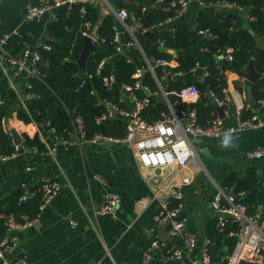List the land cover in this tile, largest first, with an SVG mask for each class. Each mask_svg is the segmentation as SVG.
Wrapping results in <instances>:
<instances>
[{
  "label": "trees",
  "instance_id": "trees-1",
  "mask_svg": "<svg viewBox=\"0 0 264 264\" xmlns=\"http://www.w3.org/2000/svg\"><path fill=\"white\" fill-rule=\"evenodd\" d=\"M106 1L112 9L105 13L102 12L101 0L84 3V13L80 10V3L74 6L64 3L53 9L55 18H51L47 24L50 37L44 39L48 47L39 45L34 48L40 59L35 65L36 73L26 78L24 106L16 104L17 94L0 72L1 153L10 154L15 151L11 135L3 128L2 117L9 115L3 107L14 110L17 118L24 123H36L44 134L47 135L52 129L53 134L62 139L73 138L71 116L74 113L81 116L87 138L95 134L124 137V118L115 116L100 121H97V118L105 113V100L114 102L124 110H133L131 92L125 90L124 86H133L137 80L150 91L148 103L139 109L140 117L147 123L158 119L161 112H169L161 87L167 92L168 102L176 109L195 108L198 124L208 126L219 114L217 108L221 109L226 105L227 72L232 71L244 77L250 61L260 73V77L250 83L249 96L254 101H264V41L261 46L257 42L260 36H264V0H203L207 6L217 2L232 3L236 6L225 9L203 8L196 15L197 30L206 34L201 43L203 55L207 58H218V61L207 63L204 69L207 73L202 76V72L200 79H185L179 75L187 74L196 68L198 58L195 54L187 52L191 44V28L187 23L178 22L177 16L182 12L178 0ZM238 7L245 11V17ZM121 9L126 10L128 14L126 24H132L131 16L140 24L133 34L123 27L115 14ZM167 20H175L172 29L163 25ZM115 26L122 30L118 48V43L113 40ZM35 29V20L26 23L19 37L12 42V56L17 57L26 47L34 46ZM84 32H94L97 45L88 55L84 71L81 73L77 60L84 45ZM132 40L139 44L147 60L152 63V71L149 70L138 46L127 44ZM160 46H164L166 51H161ZM228 48L231 50L230 59L224 56ZM172 50L176 55L171 53ZM158 57L175 59L177 65L154 64V59ZM101 60L103 63L97 72ZM137 67L143 68V71L135 78L133 73ZM111 74L114 76V82L108 87L104 84L103 77ZM168 74L170 78H167ZM238 84L236 83V86L240 88L241 84ZM187 85H194L198 89L199 96L195 102L180 101L174 93ZM133 93L138 99L146 96L141 87L133 88ZM214 97L223 100L222 104L217 105ZM250 115L251 111L247 108L240 112L242 119ZM23 144L28 148L36 147L39 151L46 150L45 144L37 134L32 137L23 135ZM55 146L57 156H66L73 152L69 146L60 143ZM219 184L232 188L230 191L236 200L245 205L247 214L255 213L264 207V166L260 167L252 162L241 170L232 169ZM20 194L21 191H15L7 199L5 206V202L0 201V212H12L18 219L23 213L34 217L38 212L40 192L36 191L26 200L18 202ZM231 229H237V225L226 222L223 227H219L215 216L206 222L204 232L208 240L206 247L210 264H224L231 254L236 243L235 236H228ZM3 232L4 225L0 219V233Z\"/></svg>",
  "mask_w": 264,
  "mask_h": 264
},
{
  "label": "crops",
  "instance_id": "crops-1",
  "mask_svg": "<svg viewBox=\"0 0 264 264\" xmlns=\"http://www.w3.org/2000/svg\"><path fill=\"white\" fill-rule=\"evenodd\" d=\"M38 1L0 0V72L17 94L16 104L22 106L26 97V70L10 64L5 57L11 55L12 42L26 25V4ZM184 1L185 7L177 18L178 22L187 23L191 28V44L187 52L197 56L198 64L189 73L179 75L185 79H200L207 63L218 61V58L203 55L201 43L206 34L197 30L196 15L203 8H225L217 5L202 7L195 0ZM101 3L103 13L112 9L108 1L102 0ZM238 10L245 17V11ZM50 19L49 13L35 19L34 46L29 47L35 48L50 37L47 32ZM173 23L175 20H169L163 25L172 29ZM263 41L264 36H260L258 45L261 46ZM175 65L177 62L172 59L171 66ZM226 79L227 102L221 108L223 124H235L238 119L236 105L241 100L264 117V101H254L249 96L251 81L232 71L227 72ZM236 83L241 84L240 88ZM3 109L9 113L2 117L3 128L9 134L10 129L20 136L37 134L46 146L45 151L20 149L13 156L0 160V201L5 202L3 206L17 190L21 194L25 190L32 194L38 191L44 178L57 179L61 184L53 199L38 209L34 221L18 231V250H11L10 253L20 251L27 264H190L193 258H200V249L207 240L204 231L206 222L213 216L210 207L213 183H219L230 170H241L248 163L264 166V157L249 159L244 156L247 150L264 146V126L196 138L193 147L211 177L204 170L198 172L192 183L184 188L182 212L186 217V228L184 232L168 237L167 227H155V215L166 196L165 192H159L154 186L150 180L151 171L141 164L133 149L124 144L105 146L74 141L69 145L72 154L57 156L48 147L52 140V144L55 142V135L50 130L46 135L36 123H24L17 118L14 110ZM226 135L231 137L229 147L222 145ZM156 172L159 170L156 169ZM108 191L119 194L118 205L112 214L99 215L95 211ZM187 231L196 232L198 236L196 248L191 254L180 260L169 261L155 256L143 262V252L154 237L181 247Z\"/></svg>",
  "mask_w": 264,
  "mask_h": 264
},
{
  "label": "built area",
  "instance_id": "built-area-1",
  "mask_svg": "<svg viewBox=\"0 0 264 264\" xmlns=\"http://www.w3.org/2000/svg\"><path fill=\"white\" fill-rule=\"evenodd\" d=\"M94 0H40L36 3H28L25 8V23L35 20L45 13H49L51 18H55L53 9L61 4L67 3L77 5L80 3V10L84 13V3L93 2ZM106 2V0H103ZM162 1V0H158ZM200 6L207 4L203 0H195ZM102 2V0H101ZM183 10L186 2L178 0ZM224 8L235 7V4L227 2H217L215 4ZM239 8V7H238ZM118 20L131 34L140 26L134 16H131L132 24L125 23L128 17L126 10L121 9L115 12ZM169 21V20H167ZM115 33L113 40L121 43L120 35L122 30L114 27ZM201 33H205L199 30ZM84 36H90L97 42L94 32L83 33ZM135 40L127 42V44H136ZM1 45V42H0ZM47 48L46 43L40 44ZM227 59L231 58V50L228 48L224 52ZM6 61L10 64L18 66L26 70V75H34L36 73V62L39 61V53L31 47H26L19 56L14 57L7 55ZM103 63L101 60L97 67V72ZM149 70H153V65L146 60ZM154 64L162 66H170L171 60L158 57L154 59ZM143 68L137 67L133 73V77L138 78ZM207 72L204 70V76ZM89 76H91L89 74ZM103 82L110 87L114 82V76L103 77ZM141 87L145 92L144 98L138 99L133 93V88ZM125 90L131 92V100L133 102V110L127 111L119 108L114 102L105 100V113L97 118V121L104 120L115 116H121L126 120V135L122 138L109 137L102 134H95L87 138L84 130L83 120L80 115L74 113L71 116L73 125V141L71 139H62L55 135V142L48 146L50 152L55 153V144L69 146L72 142H89L94 145H104L105 142L110 144H124L134 150L136 156L140 159L141 164L151 171L150 180L159 192H165V198L161 202L159 211L155 215V227L167 224V234L169 237L176 236L184 232L186 228V217L182 212L184 188L189 186L194 175L203 171V165L198 158L197 152L193 148V141L202 136H220L226 133H232L244 128H256L264 126V117L259 116L256 111L243 100L236 105L238 119L234 125L225 126L222 117L217 114L208 126H201L197 122V114L195 108L186 107L176 109L174 105L168 102L167 92L160 90L163 97L168 103L169 112H161L160 117L151 123L145 122L139 115V109L148 103V95L150 91L146 86H142L137 80L133 86H124ZM180 101L195 102L199 96L198 89L194 85H187L178 92H174ZM217 105H221L223 100L215 98ZM24 106V105H23ZM244 108L251 111V115L244 119L240 118V112ZM48 124L46 123L45 126ZM53 133V130L51 129ZM21 143L15 145V151L10 154L0 152V160L13 156L20 149H29L23 144V136H20ZM44 143V142H43ZM30 149H36L32 147ZM246 158H262L264 157V146L247 150L244 153ZM156 169L159 172H156ZM213 193L210 200V207L213 216L216 217L217 226L223 227L226 222L237 225V229L228 231V236H235L236 243L224 264H264V207L252 214H247L245 205L236 200L235 195L230 191L232 188L222 187L219 183H213ZM60 181L57 179L44 178L40 181L38 191L40 192V200L38 209L46 206L57 194L60 188ZM32 192L26 190L18 197V202L26 200L31 196ZM34 194V193H33ZM32 194V195H33ZM120 196L117 192L108 191L104 197L102 204L96 209L99 215L112 214L118 205ZM5 231L0 233V264H27L25 256L16 251L11 254V250H18L19 233L18 231L29 226L34 217L23 213L21 221L16 220L12 213H1ZM155 228H153L154 230ZM197 233L187 231L184 233L183 246H174L166 240L154 237L143 252V262H148L155 256L166 260H180L186 254H191L197 245ZM208 240H206L200 249V258H193L190 264H210V256L207 251Z\"/></svg>",
  "mask_w": 264,
  "mask_h": 264
},
{
  "label": "water",
  "instance_id": "water-1",
  "mask_svg": "<svg viewBox=\"0 0 264 264\" xmlns=\"http://www.w3.org/2000/svg\"><path fill=\"white\" fill-rule=\"evenodd\" d=\"M167 1H172V0H167ZM74 6V5H72ZM252 32V31H251ZM83 40H84V45H83V48L81 50V53L78 57V60H77V63H78V66H79V70L80 72L82 73L84 71V68H85V61L88 57V55L90 54L91 50L97 45V42L95 39H93L92 37L90 36H84L83 37ZM139 46V45H138ZM140 48V46H139ZM141 50V48H140ZM160 50L161 51H166V48L164 46H160ZM142 52V50H141ZM172 54H176L175 51H171ZM143 54V57L145 58V60H147L146 56L144 55V53L142 52ZM245 77L251 81V82H255L259 77H260V73L258 71H256L253 67V64H252V61H250L248 63V65L246 66V73H245ZM167 78H170V75L168 74L167 75ZM229 101H230V105L232 107V109L234 110L233 108V105H232V101L230 100V98H228ZM217 111L219 113V115L222 117L223 116V112L222 110L218 107L217 108ZM10 134H11V137H12V142L14 145H19L21 143V138H20V135L14 130V129H10ZM105 146H109L110 143L109 142H105L104 144ZM194 148V147H193ZM195 149V148H194ZM196 151V150H195ZM203 169L204 171L206 172V174L211 177L208 172L206 171L205 167L203 166ZM261 172H259V175H260ZM262 182V180H260ZM162 227H167V224H163V225H160ZM168 236V234H167ZM169 237V236H168Z\"/></svg>",
  "mask_w": 264,
  "mask_h": 264
},
{
  "label": "clouds",
  "instance_id": "clouds-1",
  "mask_svg": "<svg viewBox=\"0 0 264 264\" xmlns=\"http://www.w3.org/2000/svg\"><path fill=\"white\" fill-rule=\"evenodd\" d=\"M222 145H223L224 147H229V146H231V137L228 136V135H226V136L224 137V139L222 140Z\"/></svg>",
  "mask_w": 264,
  "mask_h": 264
},
{
  "label": "rangeland",
  "instance_id": "rangeland-1",
  "mask_svg": "<svg viewBox=\"0 0 264 264\" xmlns=\"http://www.w3.org/2000/svg\"><path fill=\"white\" fill-rule=\"evenodd\" d=\"M213 182L211 181V184H212Z\"/></svg>",
  "mask_w": 264,
  "mask_h": 264
}]
</instances>
